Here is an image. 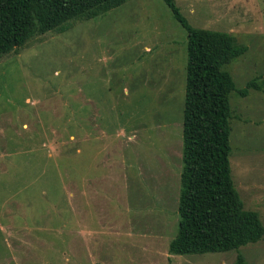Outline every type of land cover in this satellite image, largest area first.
I'll use <instances>...</instances> for the list:
<instances>
[{"label":"rangeland","instance_id":"374dc122","mask_svg":"<svg viewBox=\"0 0 264 264\" xmlns=\"http://www.w3.org/2000/svg\"><path fill=\"white\" fill-rule=\"evenodd\" d=\"M195 27L247 47L232 178L264 223V0H176ZM0 58V264H264L240 249L173 254L178 232L187 31L164 0H127ZM257 79L245 97L237 89Z\"/></svg>","mask_w":264,"mask_h":264},{"label":"trees","instance_id":"16d2710c","mask_svg":"<svg viewBox=\"0 0 264 264\" xmlns=\"http://www.w3.org/2000/svg\"><path fill=\"white\" fill-rule=\"evenodd\" d=\"M127 0H0V58L18 51L37 34L63 32L73 19L88 20ZM187 31L179 227L170 241L173 254L240 249L264 237V223L246 209L232 178L230 96L236 90L223 68L247 47L234 35L193 26L176 0H164ZM260 89L257 79L237 89L245 97ZM235 264H249L238 252Z\"/></svg>","mask_w":264,"mask_h":264}]
</instances>
